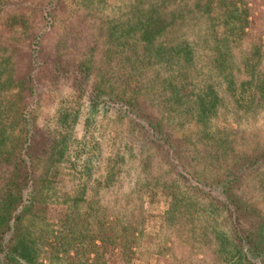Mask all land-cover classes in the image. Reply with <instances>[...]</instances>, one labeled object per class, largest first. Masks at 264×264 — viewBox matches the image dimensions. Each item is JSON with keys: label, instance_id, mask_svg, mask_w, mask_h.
<instances>
[{"label": "trees", "instance_id": "1", "mask_svg": "<svg viewBox=\"0 0 264 264\" xmlns=\"http://www.w3.org/2000/svg\"><path fill=\"white\" fill-rule=\"evenodd\" d=\"M125 2L0 0V264H264V12Z\"/></svg>", "mask_w": 264, "mask_h": 264}, {"label": "rangeland", "instance_id": "2", "mask_svg": "<svg viewBox=\"0 0 264 264\" xmlns=\"http://www.w3.org/2000/svg\"><path fill=\"white\" fill-rule=\"evenodd\" d=\"M75 1V0H70ZM96 3L99 4V7L95 5V7L98 8V10L104 13H111L114 14L116 17L121 18L125 11L126 2L125 0H94ZM250 4L253 5V9L256 12L263 13L264 12V0H249ZM241 125L245 127H248L249 129H260L264 130V112L260 113L255 119L251 118H244L241 121ZM95 131V130H94ZM82 133H80L78 140L81 139ZM86 142L90 141L88 137L85 139ZM82 151V150H79ZM86 151V150H85ZM83 151V152H85ZM260 206L264 210V204H260ZM50 216L51 219H54V217L57 216V210L54 208L50 209ZM213 220H216V223L218 226L223 225L224 227L228 226V222L224 217H214ZM157 228V223L155 221L148 223L147 230L150 232L155 231ZM107 264H124L122 261V242H119L117 246L111 248L107 254ZM131 264H172L171 260L167 257H163L160 254H158L156 251L150 255L147 261H133Z\"/></svg>", "mask_w": 264, "mask_h": 264}]
</instances>
